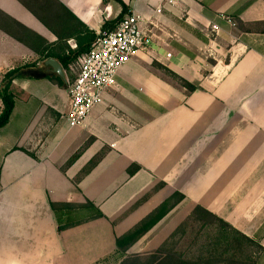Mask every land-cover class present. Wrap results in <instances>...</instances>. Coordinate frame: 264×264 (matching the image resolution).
Here are the masks:
<instances>
[{"label":"crops","instance_id":"obj_1","mask_svg":"<svg viewBox=\"0 0 264 264\" xmlns=\"http://www.w3.org/2000/svg\"><path fill=\"white\" fill-rule=\"evenodd\" d=\"M120 1L0 0V82L25 67L0 129V264H121L160 247L196 206L264 249V34L235 32L264 24V0ZM132 13L151 33V46L118 71L103 104L70 129L65 70L58 59L64 79L49 60L31 64L45 56L81 58L98 34ZM155 65L198 89L187 94ZM134 164L141 170L130 177ZM160 182L165 187L133 209ZM175 192L185 199L126 255L118 253L116 239ZM85 200L105 218L59 232L50 203Z\"/></svg>","mask_w":264,"mask_h":264},{"label":"trees","instance_id":"obj_2","mask_svg":"<svg viewBox=\"0 0 264 264\" xmlns=\"http://www.w3.org/2000/svg\"><path fill=\"white\" fill-rule=\"evenodd\" d=\"M111 1L118 3L121 2L120 0H104V3L106 4ZM261 26H263V29L257 31V33L264 34V24ZM79 44H81L80 41ZM90 49L91 48H85L82 53L86 54ZM80 54L81 52L67 57H41L39 58L38 62L31 64V67L36 66L39 62H44L50 59H58L66 74H68L71 73V68L79 59ZM155 68H158L165 76L169 77L171 80H173V82H176L180 88L186 91L187 94H192L198 89L196 86L167 68L159 65H155ZM22 69H25V67H18L3 74L0 84V102L2 104V108L0 110V129L4 128L9 123L15 107V98L20 95L18 90L13 85V81L20 75V71ZM45 79H49L51 81L55 80L59 84H62L61 79L57 76H46ZM88 145L89 143H86L68 160L65 167L62 168L63 172L67 167L79 159L80 155L88 147ZM104 155L105 152L103 151L102 153L95 156L77 176L75 183H78L84 176L90 173V171L95 168L102 160ZM140 170L141 168L134 164L128 168L127 174L130 177H133ZM164 187L165 184L163 182L158 183L133 206V209L137 208L140 204ZM184 199L185 197L181 193L175 192L170 198L164 201L156 210L143 219L132 230L122 237L116 239L117 252L122 255H126L127 251L139 239H141L146 233L155 227L169 214L170 211H172V209H174V207H176ZM50 207L58 223L59 232H63L67 229L85 224L90 221L105 218L104 214H102L100 210L89 200H85V202L82 204L51 202ZM188 221L200 223L203 228L214 229L216 233L215 239L211 245V252L208 256H201L197 259H189L182 254H177L172 250L166 249L168 245L167 243L166 246L161 247L155 255H152L149 260L144 261L142 256H127L121 264H258L259 255L264 251L260 243L256 240L248 238L236 230L233 226L221 218L213 215L201 206H196L194 208L187 221L178 227L170 239L175 238L177 234L183 232Z\"/></svg>","mask_w":264,"mask_h":264},{"label":"built area","instance_id":"obj_3","mask_svg":"<svg viewBox=\"0 0 264 264\" xmlns=\"http://www.w3.org/2000/svg\"><path fill=\"white\" fill-rule=\"evenodd\" d=\"M142 21L134 13L128 15L114 31L98 34L89 52L77 60L72 70L75 78L70 84V108L66 116L70 129L80 127L103 104V94L114 86L118 71L149 49L153 37L143 29ZM211 29L218 33L216 26Z\"/></svg>","mask_w":264,"mask_h":264},{"label":"rangeland","instance_id":"obj_4","mask_svg":"<svg viewBox=\"0 0 264 264\" xmlns=\"http://www.w3.org/2000/svg\"><path fill=\"white\" fill-rule=\"evenodd\" d=\"M262 29H263V26H261V25L260 26L238 25L236 27L235 32L238 33V32H242V31H252V30L259 31ZM44 62H46V61H44ZM75 73H76V71H75ZM66 75L69 78V82L72 83V81L75 78L74 72L71 71V73H68ZM2 78H3V75L1 76V81H2ZM167 78L170 79L169 77H167ZM171 81L173 82V80H171ZM0 84H1V82H0ZM173 84L179 88V86L176 82H173ZM155 108L157 109V113L162 112L160 107L156 106ZM151 115H152V113L150 114V116ZM187 219H185L181 224H183L185 221H187ZM178 227L175 229V231L178 229ZM173 233L167 238V240L162 245H160V247L153 250L152 252L147 253L146 255H142L144 261L149 260V258L152 257V255H155L159 251V249L161 247L166 246L167 243H168V245H167L166 249L172 250L173 252H176L177 254H182L183 256H185L186 258H189V259H197L201 256L202 257L208 256L211 252V245L215 239V234H216L214 229L203 228L200 223H197L195 221H188L184 231L177 234L175 236V238L170 239L171 236L173 235ZM133 256H138V255H133Z\"/></svg>","mask_w":264,"mask_h":264},{"label":"water","instance_id":"obj_5","mask_svg":"<svg viewBox=\"0 0 264 264\" xmlns=\"http://www.w3.org/2000/svg\"><path fill=\"white\" fill-rule=\"evenodd\" d=\"M47 64L50 65L53 68L55 74H57L62 79L65 78L64 72H63L61 66L57 62H55L54 60L50 59L47 62Z\"/></svg>","mask_w":264,"mask_h":264}]
</instances>
